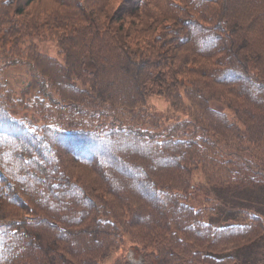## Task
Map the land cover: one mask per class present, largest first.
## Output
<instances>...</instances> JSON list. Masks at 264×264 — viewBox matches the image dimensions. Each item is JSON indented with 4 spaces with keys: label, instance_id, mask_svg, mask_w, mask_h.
I'll list each match as a JSON object with an SVG mask.
<instances>
[{
    "label": "trees",
    "instance_id": "16d2710c",
    "mask_svg": "<svg viewBox=\"0 0 264 264\" xmlns=\"http://www.w3.org/2000/svg\"><path fill=\"white\" fill-rule=\"evenodd\" d=\"M198 167L264 185V0H0V264L237 261Z\"/></svg>",
    "mask_w": 264,
    "mask_h": 264
},
{
    "label": "rangeland",
    "instance_id": "374dc122",
    "mask_svg": "<svg viewBox=\"0 0 264 264\" xmlns=\"http://www.w3.org/2000/svg\"><path fill=\"white\" fill-rule=\"evenodd\" d=\"M56 54L55 48L51 51ZM218 107H222L219 103H214ZM144 109L152 108L161 113L171 116V120L183 117V112H178L174 109L171 100L164 93H150L146 96L145 103L142 104ZM204 171L198 167L194 171V177L202 179L204 192L193 195L196 197H208L214 204L218 205V210L222 214H227L232 217L228 222H246L254 225L249 230L250 234L239 237L225 236L224 239L213 247L222 255H227L235 251L237 261L228 258L220 264H264V186H247L236 189L229 186L208 185V180L205 178ZM246 208L259 213L260 218L256 215L248 217ZM222 216V215H220ZM135 252L144 259V254L139 245L131 243L128 249V259L131 252ZM133 253V254H135ZM120 250L114 249L103 259L100 264H114L119 258ZM231 256V255H229ZM155 264H164L162 259H155ZM202 264H208L205 261Z\"/></svg>",
    "mask_w": 264,
    "mask_h": 264
}]
</instances>
